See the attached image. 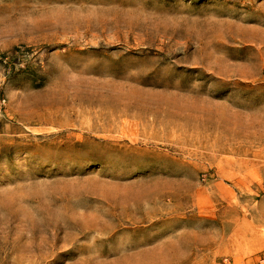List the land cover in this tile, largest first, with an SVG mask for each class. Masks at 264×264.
<instances>
[{"label":"rangeland","instance_id":"obj_1","mask_svg":"<svg viewBox=\"0 0 264 264\" xmlns=\"http://www.w3.org/2000/svg\"><path fill=\"white\" fill-rule=\"evenodd\" d=\"M263 16L0 0V264H264Z\"/></svg>","mask_w":264,"mask_h":264},{"label":"bare ground","instance_id":"obj_2","mask_svg":"<svg viewBox=\"0 0 264 264\" xmlns=\"http://www.w3.org/2000/svg\"><path fill=\"white\" fill-rule=\"evenodd\" d=\"M264 17V16H263ZM241 20H244V21H246V20H249L248 18H244V19H241ZM256 32H258V30H256ZM239 33H241V34H239ZM244 33V31L243 30H240L239 32H238V34H235V35H232V40H234L235 38H236V35L237 36H239V37H241V39H243V40H250V41H252V40H260V37H258V36H254V35H252V36H250V35H248V34H243ZM245 35V36H243V35ZM242 35V36H241Z\"/></svg>","mask_w":264,"mask_h":264},{"label":"built area","instance_id":"obj_3","mask_svg":"<svg viewBox=\"0 0 264 264\" xmlns=\"http://www.w3.org/2000/svg\"><path fill=\"white\" fill-rule=\"evenodd\" d=\"M2 106H3V103H2V105L0 107H2Z\"/></svg>","mask_w":264,"mask_h":264}]
</instances>
